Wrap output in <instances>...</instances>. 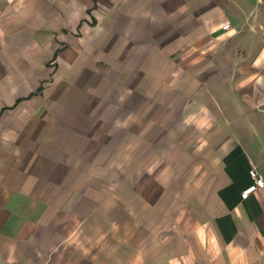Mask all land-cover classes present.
Listing matches in <instances>:
<instances>
[{"label": "crops", "instance_id": "0c3cea01", "mask_svg": "<svg viewBox=\"0 0 264 264\" xmlns=\"http://www.w3.org/2000/svg\"><path fill=\"white\" fill-rule=\"evenodd\" d=\"M263 108L264 0H0V264H264Z\"/></svg>", "mask_w": 264, "mask_h": 264}, {"label": "built area", "instance_id": "2783aa9c", "mask_svg": "<svg viewBox=\"0 0 264 264\" xmlns=\"http://www.w3.org/2000/svg\"><path fill=\"white\" fill-rule=\"evenodd\" d=\"M230 27H231L230 23H225L223 25V28H225V29H229ZM249 173H250L251 177L254 179V184H252L250 187H248L247 189H245L242 192L243 198H246L252 191L256 190L257 188L264 186V180L261 177H259L258 172H257L255 167H252L249 170Z\"/></svg>", "mask_w": 264, "mask_h": 264}]
</instances>
